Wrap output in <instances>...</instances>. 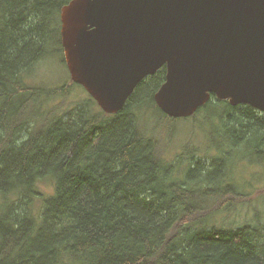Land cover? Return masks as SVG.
<instances>
[{
  "label": "trees",
  "instance_id": "1",
  "mask_svg": "<svg viewBox=\"0 0 264 264\" xmlns=\"http://www.w3.org/2000/svg\"><path fill=\"white\" fill-rule=\"evenodd\" d=\"M70 1L0 0V264H264L263 227L213 223L222 209L211 204L243 194L230 148L213 138L224 155L214 148L211 160L194 153L182 164L180 154L166 157L165 136L146 129L144 115L160 110L165 66L116 114L97 110L91 96L64 114L35 110L56 91L26 78L55 44L63 53L60 14ZM198 115L213 121L208 134L264 164V112L212 94ZM47 177L54 193L42 197Z\"/></svg>",
  "mask_w": 264,
  "mask_h": 264
},
{
  "label": "water",
  "instance_id": "2",
  "mask_svg": "<svg viewBox=\"0 0 264 264\" xmlns=\"http://www.w3.org/2000/svg\"><path fill=\"white\" fill-rule=\"evenodd\" d=\"M61 23L71 78L106 113L164 66L154 100L171 118L212 94L264 112V0H71Z\"/></svg>",
  "mask_w": 264,
  "mask_h": 264
},
{
  "label": "rangeland",
  "instance_id": "3",
  "mask_svg": "<svg viewBox=\"0 0 264 264\" xmlns=\"http://www.w3.org/2000/svg\"><path fill=\"white\" fill-rule=\"evenodd\" d=\"M63 53L55 44L51 55L39 61L33 72L26 78V82L32 87L41 88L46 92L50 91V93L53 90L56 91L51 99L42 100L41 107L38 106L35 109L39 111L40 115L42 114L41 110H43L44 118L49 117L53 110L59 114L75 111L83 106L85 102L83 100L90 96L83 85L72 80L67 64L64 62L65 60L63 61ZM65 86H70L69 92L61 90ZM96 109L101 108L97 106ZM162 113L158 109H152L151 113L144 115L142 120L149 124L146 129L151 132V135H159L162 143L163 136L167 138L169 144L164 145L163 151L168 159L172 160L180 154L181 163L189 164L194 153L208 154L209 160L218 154L217 151L224 155L216 148L217 143H222L230 148L226 152V157L231 172H233L231 177L238 185H241L243 194L230 193L222 197L218 205L211 204L210 211L222 209L221 213L213 216V223L216 224L214 226L231 229L253 225L264 228V164L253 162L251 157L245 154L242 147L231 149V141L220 137V132L216 131L214 137L212 133H209V135L206 130L213 127V121H209L206 117L198 115L196 118L188 117L171 121L167 118V115L165 117ZM33 115H36L35 111ZM213 138L217 143H214ZM223 148L225 149V146ZM42 180L39 182L42 197L52 195L55 180L52 177ZM17 199L18 196L14 198V202ZM227 201L230 202L227 203ZM1 204L2 202H0ZM39 206V201L36 204L34 203L36 212H39L42 207V205Z\"/></svg>",
  "mask_w": 264,
  "mask_h": 264
}]
</instances>
